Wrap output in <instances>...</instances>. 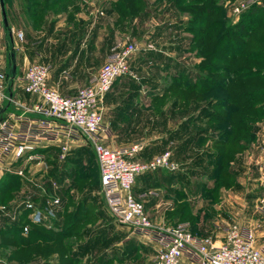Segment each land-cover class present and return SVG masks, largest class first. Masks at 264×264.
I'll use <instances>...</instances> for the list:
<instances>
[{"label": "rangeland", "instance_id": "374dc122", "mask_svg": "<svg viewBox=\"0 0 264 264\" xmlns=\"http://www.w3.org/2000/svg\"><path fill=\"white\" fill-rule=\"evenodd\" d=\"M6 1L7 2L4 5L7 21V26L5 28L6 37L8 36L7 34L9 30L10 34L14 36H16V34L18 35L17 40L22 39L20 38L21 35H19L20 32L24 35L30 24L31 29L33 28L32 30L45 32L50 18H56L63 10H67V7L69 6L65 5V8L62 6L57 10L49 9L44 11L42 16H38V20L34 21L24 12L28 9L27 0ZM77 1L78 3L75 1L69 6L72 7L74 11L79 9L80 6L85 5L87 7L86 4L90 2L89 0ZM144 1L147 2V4L145 3L146 5L143 11H133L130 19L132 34L129 36V39L124 36H119L117 40L112 41L111 44L108 42V44L102 43V50L107 47L110 52L111 49L118 44L124 45L125 43H132L136 46L137 55L140 54V52L143 53V49L148 47L155 53L157 48H154L158 47L159 49V45H156L155 41L157 39L152 37V32L159 28L161 36H165L164 33H167V36L164 37L163 43L168 38L171 41V36L174 33V31H172L174 27L173 25L175 24L177 27L175 31H181L180 33L183 35L181 39H177L178 44L180 45V57L175 65H179L180 68L185 70L190 78L193 75L191 81L193 79L195 80V68L202 65L206 61V57L200 56L198 50L195 48L193 49L192 46H190L192 44V36L189 32L184 30L189 15L187 13H179L176 11L179 14L178 16L181 15V17H186V19H184V21L174 19L170 12H168L169 9H172L169 2L170 0H163L161 3H157V0ZM240 1L242 0L219 1L218 5L223 9L226 24L231 26L239 21L240 15L243 12L236 15L232 10ZM96 2L100 5H96L98 12L103 13L102 15H99L97 12L96 18L98 20V18L104 17L105 10H108L109 5L106 0H96ZM255 2L254 5H257L258 7L264 5V0H255ZM85 9L86 8H84V10ZM71 16H73V12L70 14V18ZM119 23L120 22L116 23V25L119 26ZM176 35L178 36V34ZM104 36H102L104 42L106 40L110 41L109 37L112 36V34L105 31ZM147 36L150 37L147 38ZM149 42H151L150 46H148ZM12 52L14 51L10 47L6 58L7 60ZM104 61L105 54L102 52L101 66ZM149 62L152 63V61ZM36 63L43 64L41 62H34L32 64ZM153 64L155 63H152V65ZM94 65H97L96 61L94 62ZM146 66H144L145 72L147 71L149 73L148 69H152V66L150 64L147 68ZM156 67H158V65ZM8 70H6L7 73ZM95 70L96 69H89L88 71L89 73H92ZM130 71L132 76H129L128 78L134 82H136L139 77L146 76V73H137L131 69ZM165 73L166 70L153 69L152 72L150 71L149 75L157 74V76L163 77L165 76ZM172 82L173 81L166 77L165 81H162L159 85H147L143 90H140L139 87L135 94L143 96V101H140L141 108L143 109L146 104L147 110H143L148 112V114H156L158 110L166 108L167 106L171 108L176 104L175 107L180 110L185 111L189 108H193L198 112L201 107L206 105L209 99L211 100V96H208L206 97V100L187 101V99H185L187 102H182L181 98H179V91H176L175 88L168 91ZM218 95L219 94L215 93V96ZM213 96L214 94L212 97ZM146 97H148L147 100ZM185 97L191 100V97L193 96L185 95ZM158 99L160 100L157 101ZM134 110L136 111L135 108ZM196 129V132L198 130H205L203 135L205 140L202 141L200 145L195 144L197 151L193 153L194 155L192 154L189 159L186 158L189 154L184 155L185 159L182 155L180 157L177 155V157L173 159L171 154V160L176 162L178 167L173 171L165 169L157 170L164 173L184 174L187 178V182L185 183L184 181L182 183H177L174 181L173 183L176 185L171 188L172 191L168 192L167 189L161 190L159 192L160 195L158 200L161 205L159 208L153 207L152 213H154H149L148 216L150 222L155 226L173 227L179 224L180 218L175 217L172 220L171 218L177 216L180 212H184L183 210L186 209L190 215L185 221L191 223L192 232L197 235L213 236L217 233H222L227 226L239 224L240 221H244L245 215L242 213L243 208L239 207L238 204V195L240 194H238L237 179H235L232 186L226 187L220 185L219 182L216 183V180L210 179L205 171L209 170L210 172L211 168L207 167L206 164L213 162V159L207 158L206 156L201 157V153L205 154V152H207L208 154H213L216 152V149L213 147V142L214 140L219 139L220 130L209 125L206 118L200 123H197ZM105 136L104 133V140ZM133 136H135V139L139 138L137 134H134ZM103 142L105 143L106 141ZM135 144L142 145V139L134 142L130 146ZM196 154L198 156L197 159L195 158ZM29 155L30 156H26L18 161H8L5 166H2L3 171L0 176V231H4L5 228L7 229L14 224L16 226H22L23 228V232H18L17 236L19 240L23 237L25 238V236L29 234L28 231H32V229H37L43 234L56 237L57 233L66 231L68 224L71 226V224H76L77 221H80L81 226L78 229H73L70 233L71 237L64 242L66 245L68 244L67 246L70 247L71 251L76 250L79 244H84L90 241L93 242L95 236L99 235L101 237L99 239L100 241L106 238H111L110 240L117 238L119 245H117L116 248L122 250L125 248L126 243L130 242V246L127 247V252H134L133 259H139L141 253L147 254L149 260L147 262H142V264H150L156 254V250H152L147 247V245H142L137 242L136 239L138 238L135 239L137 236L136 234L133 233L135 235L134 237L129 231H120L119 227H123V225L119 224L115 218L108 213L100 190L98 165L92 147L89 144L85 142L81 144L70 143L69 151L64 158H61L56 150L47 151L46 149L36 150ZM199 159L203 162L202 164H198ZM228 166H231L230 163ZM202 185H204L206 189H213L216 193L203 196L200 190ZM180 189L182 190L181 195H178L177 192ZM55 200H57L56 203L54 202ZM257 207L260 208L261 205H258ZM163 210H166V212H164L165 217L163 218L165 223H161L160 221V213H162ZM247 215L248 213L246 216ZM240 218L243 220H240ZM168 219H170V221H168ZM240 224L243 225V223ZM11 234H17V232H12ZM77 234L78 236H76ZM128 235H130V237H127ZM125 237L127 241L122 240ZM3 238L0 235V264H67V259L64 256V258H60V253L55 251V249L51 250V253L48 254V248L41 247L38 248L37 251L32 252V254L26 256L25 252L18 249L19 242L12 243V241L4 240ZM111 244L114 243H110V245ZM100 248L99 252H105V249L108 247L103 246ZM58 250L61 252V247L58 248ZM46 252L47 255H43L46 254ZM94 254V251L89 252L87 256L90 257H85V260H82V258L79 263L92 261L93 258H95V255H97Z\"/></svg>", "mask_w": 264, "mask_h": 264}, {"label": "crops", "instance_id": "0c3cea01", "mask_svg": "<svg viewBox=\"0 0 264 264\" xmlns=\"http://www.w3.org/2000/svg\"><path fill=\"white\" fill-rule=\"evenodd\" d=\"M89 1L86 4L87 7L85 5L80 6L79 9L74 11L72 7H69L71 6L70 4L67 10H63L56 18L51 17L45 32L32 30L33 28L31 29L29 22L30 26L27 27L24 35L22 32L19 34L21 35V40H17L18 35L16 34L14 36L10 34L9 30L8 36L6 37V26L3 23L0 8V73L6 75L5 93L8 98H11V102L6 100L2 103L0 119L21 115L24 112L23 108H30L37 101L35 97L24 93L23 84L19 80L32 63L41 62L49 65L51 68L48 77L49 87L63 96H74L79 88L87 85L97 74L101 67L102 52L105 54V57L109 53L107 47L102 50V43L106 44L108 42L111 44L119 36H124L129 39V36L132 34L131 22L130 20H125L124 22L119 21L118 15L113 10V5L116 0H106V2L108 1L109 8L105 10L104 17L98 18V20L96 18L98 11L96 5H100L96 0ZM76 2L78 3L77 0ZM84 8L86 9L84 10ZM176 11L175 8H172L168 12H170L174 19L184 21L186 17L178 16L179 14ZM72 12L73 16L70 18ZM118 22H120L119 26L116 25ZM173 26L172 31L174 33L171 36L172 40L170 41L169 38L167 40L165 39L166 41L164 43L163 40L167 36V33H164L165 36H161L159 28L152 32V37L157 39L155 41L156 45H159V49L158 47L154 48H157V52H152L150 50L151 48L148 47L143 49V53L140 52L137 55L136 52L129 59L128 65L130 69L137 73H146V76L139 77L136 82L128 78L129 76L117 79L113 83L110 91L105 95L102 103L103 127L106 135L103 141H106L105 144L110 148L117 149L130 146L134 142L142 139L144 144H142L143 150L137 158L143 161H148L165 151H170L173 159L177 155L178 157L182 155L185 159L184 155L186 154H189L186 157L189 159L197 151L196 146L186 145L184 142L197 130V124L191 123L188 120L196 117L199 111L197 112L193 108L185 111L180 110L175 107L176 104L175 106L173 104L174 107L169 108L167 106L166 108L158 110L156 114H148V112L143 110H147L146 104L143 109L141 108L140 101H143V96L135 94L139 87L140 90H143L147 85H159L162 81H165L166 77L171 81L173 80L176 70L179 69V65H175L180 57V45L177 39H181L183 36L180 33L181 31H175L177 29L175 24ZM105 31L112 34L109 37L110 41L106 40L104 42L102 36H104ZM149 37L147 36V38ZM150 44L151 42H149L148 46ZM10 47L14 52L10 53V57L7 60L6 58ZM11 55H14L13 59ZM95 61L97 62L96 66L94 65ZM149 61L155 64L152 65ZM149 64L152 66V69H148L149 73L153 69L166 70L165 76L160 77L157 74L149 75L147 71L145 72L144 68V66H149ZM157 65L158 67H156ZM89 69L96 70L89 73ZM6 70H8V73ZM147 99L148 97H146ZM26 116L38 117L30 113ZM132 134H137L139 138L135 139L136 135L133 136ZM40 149H46L47 151L56 150L57 153L59 151L57 145L54 143H46L38 150ZM197 157L196 154L195 158L197 159ZM174 163L176 164V162ZM230 165L229 169L234 172L238 182L237 189L238 194H240L238 195V204L239 207L243 208L242 213L245 215L244 221H240L239 224L243 223L244 226L252 229L258 243H264V213L257 207L264 200V120L256 123L253 140L248 144H244V148L234 155V158L230 161ZM2 171L3 169L0 168V176L2 175ZM176 174L157 171L139 176L136 179L133 192L135 194L140 192L136 198L139 195L147 194L142 199L147 215L154 213H152L153 207H160L161 203L158 201L159 192L163 189H167L169 192L171 188L175 187L176 184L170 178ZM166 210L160 213L161 223H165L163 218L165 217L164 212ZM247 213L248 215L246 216ZM240 220L243 219L240 218ZM119 228L120 231H129L131 235H134L128 227L121 226ZM127 237H130V235ZM210 237L216 240H222L223 234L217 233ZM135 239L142 245H147L152 250H156L155 243L148 238L136 236ZM122 240L127 241L126 237ZM111 243L114 244L106 246L108 248L105 249V252H94L97 254H94L95 258L92 260L94 264H100L98 260L100 261L102 256L111 260L112 264H142V262L149 260V256L142 253L139 259H133V255L129 254L126 249L130 246V242L126 243L123 250L116 248L119 245L117 238L112 239ZM85 257L90 256L86 255ZM85 257L82 260H85ZM180 264L197 263L184 257L181 259Z\"/></svg>", "mask_w": 264, "mask_h": 264}, {"label": "built area", "instance_id": "2783aa9c", "mask_svg": "<svg viewBox=\"0 0 264 264\" xmlns=\"http://www.w3.org/2000/svg\"><path fill=\"white\" fill-rule=\"evenodd\" d=\"M254 3L255 0L240 1L232 11L239 15ZM135 52L132 43L116 45L97 74L74 96H63L49 87V65H30L19 80L24 93L37 101L30 108H23L21 115L0 119V168L8 161L30 156L46 143L56 144L58 155L64 158L70 143L85 142L92 147L98 165L100 190L108 213L137 236L155 243L156 254L150 264H180L184 257L197 264H264V243H258L249 227L227 226L222 231L223 239L216 240L191 233L187 223L155 226L144 209L142 199L147 194L134 196L133 186L139 176L178 167L170 152L140 161L137 156L142 145L113 149L103 142L102 102L117 79L132 76L128 61ZM5 89L6 75L0 73V108L4 101L11 102ZM28 113L38 117H28ZM260 205L264 213V200Z\"/></svg>", "mask_w": 264, "mask_h": 264}, {"label": "trees", "instance_id": "16d2710c", "mask_svg": "<svg viewBox=\"0 0 264 264\" xmlns=\"http://www.w3.org/2000/svg\"><path fill=\"white\" fill-rule=\"evenodd\" d=\"M75 1L27 0L28 9L24 12L29 18L37 21L38 16H42L44 11L57 10L62 6L65 8V5L73 4ZM162 1L157 0V3ZM219 1H169L170 6L179 13L189 15L184 30L192 36V48L197 49L200 56L206 57V61L195 68V80L192 81L193 75L190 78L189 74L179 67L168 91L172 88L179 91V98L182 102L206 100V97L211 96V100L209 99L206 105L200 108L198 115L188 121L197 124L206 118L209 125L220 130L219 139L213 142L216 152L213 154L205 152L201 157L206 156L213 159V162L206 164L211 168L210 172L205 170L208 177L216 180V183L219 182L220 185L229 187L234 184L236 175L229 169L228 164L234 155L244 148V144L253 140L256 123L264 120V5L250 6L240 15L239 21L230 26L225 22V14L221 6L218 5ZM3 2L5 5L7 1L3 0ZM145 3L144 0H116L113 10L118 15L120 22L129 21L134 10H144ZM215 93L219 95L215 96ZM185 95L193 97L189 100ZM204 132L205 130H198L191 134L184 143L191 146L200 145L205 140ZM202 163L199 159L198 164ZM170 179L177 183L187 182L186 176L179 173L171 176ZM200 190L203 196L216 193L213 189H206L204 185ZM181 191L180 189L177 194L181 195ZM139 193H134L135 197ZM183 211L177 216H173L171 220L175 217L180 218L179 223H188L192 232L191 223L185 221L190 214L186 209ZM80 226V221L71 224V226L68 224L66 231L57 233L56 237L32 229V231H28L29 234L25 238L19 240L17 235L18 232H23V228L13 224L11 227L5 228L4 231H0V235L2 238L4 237V240H10L12 243L19 242L18 249L25 252L26 256L37 251L38 248L46 247L48 254L54 249L59 252L60 258L67 259V264H94L93 261L86 263H79V261L89 252H98L100 247L109 245L111 238L100 241L101 237L97 235L93 242L79 244L76 250L71 251L68 244L66 245L64 242L71 237V231ZM12 232H17V234H11ZM60 247L61 252L58 250ZM133 253L129 254L134 255ZM43 255H47V252ZM98 262L112 264L111 260L103 256Z\"/></svg>", "mask_w": 264, "mask_h": 264}, {"label": "water", "instance_id": "95a60500", "mask_svg": "<svg viewBox=\"0 0 264 264\" xmlns=\"http://www.w3.org/2000/svg\"><path fill=\"white\" fill-rule=\"evenodd\" d=\"M0 8H1V13H2V17H3V23L5 26H7V21H6V13H5V9H4V2L3 0H0ZM12 59L14 58V55H11Z\"/></svg>", "mask_w": 264, "mask_h": 264}]
</instances>
